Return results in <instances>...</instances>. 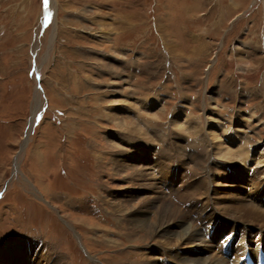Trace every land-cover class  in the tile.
Instances as JSON below:
<instances>
[{"label":"rangeland","instance_id":"1","mask_svg":"<svg viewBox=\"0 0 264 264\" xmlns=\"http://www.w3.org/2000/svg\"><path fill=\"white\" fill-rule=\"evenodd\" d=\"M187 116L264 148V0H0V264L166 261L159 215L141 209L170 143L174 185L205 176L199 153L218 210L249 199L236 167L264 187V163L215 154L171 122ZM212 228L223 238L208 255H221L234 231L225 218ZM20 244L24 262L5 260Z\"/></svg>","mask_w":264,"mask_h":264},{"label":"bare ground","instance_id":"2","mask_svg":"<svg viewBox=\"0 0 264 264\" xmlns=\"http://www.w3.org/2000/svg\"><path fill=\"white\" fill-rule=\"evenodd\" d=\"M116 116V114L112 113V117L116 120L120 131L133 133L129 126L124 124L123 121L119 120ZM190 117L191 116H187L185 119H182L183 117H178L171 120V122L174 126L179 127L183 131H193V133H197L199 139L203 140L205 143L209 141V145H211L212 149L216 151L215 154L225 157V159H230L233 162H242L246 165L251 162L257 165L264 163L263 147H255L256 150L258 149L259 155H257L258 153H251V145H249L248 141L243 142V140L237 139L239 137L233 135L232 130H223V132H220L218 129H210L208 132L201 129L200 125L194 121L195 119L192 120ZM139 130L140 132L142 131L141 128H139ZM144 134L147 133L144 132ZM154 134L156 136V133ZM235 136L237 138H235ZM143 147L144 149L141 150H143V153L146 155L143 154L140 155V157L144 158L145 156L148 159L149 156L147 157V151H149V149H147V145H144ZM169 149L170 151L167 155L161 154L160 156L163 161L167 160L168 162H165L164 164L162 163L161 169H159V172L161 173L158 178L159 183H156L154 180L151 182V179L148 180L145 176L142 178V180H148L145 182V187L142 188L145 193H148V195L142 204L143 208L141 209V212L144 210L159 215L156 225L160 226L157 232L162 238L163 245L156 246L155 244V246L158 248V252L164 256L166 260L160 263L159 261H150V259L147 260L145 264H245L247 256L251 259L252 257L256 258L255 260L259 264V252L260 250H264V210L262 209L264 206V187H262L263 182H258L256 179V173L254 178L250 179L248 176H241V168L236 167L235 169L238 172L231 176V180L234 182V186L235 184H238L237 182L243 184L247 183V185L250 186L249 190H251V194L249 199H244L243 197L230 198L228 199L229 204H226L221 210H218L215 206V203L218 202H213L210 195V184L213 182L215 183V181L214 177L209 174L210 170L208 171V169H206L208 165L206 164L207 160L205 157L197 153L194 155L192 161L196 166L199 165L200 167L205 168V176L199 177L197 176L198 174H187L188 176L185 179L187 184L177 187V185H174V178H172L170 172L171 167L175 164L174 159L177 157V155L175 153L172 154V152L179 151H177L178 148H176L174 143H170ZM133 157H135V155L131 156V158ZM178 158H180V156ZM180 160L182 161V159ZM180 160H178L179 163L181 162ZM170 161H172V163L171 165H168L170 164ZM125 165L126 163L123 160L116 161V167L118 169H122ZM256 172H258V170ZM139 175L144 174L140 172ZM254 185L257 187L254 188ZM247 188L248 187L246 186V189ZM240 193H243V191ZM172 194L182 202L184 211L169 197ZM144 216L146 215L143 214L141 217L137 216V218H133L130 222L132 227H142L144 229L148 226L149 223L146 219L147 216ZM224 218L227 220L230 229L234 232L230 235L228 240L223 241L225 247L221 250V255L212 253L210 256L208 255V251H212L214 246H217L219 239L222 240L223 238L217 237V235L214 234L212 226L221 222ZM181 244L189 245L190 247L195 246V249L180 253L176 249L177 246H180ZM27 245L28 244H26V248H24L23 244H20L15 248L12 247L8 253L3 254L4 259L9 260L12 258L19 263L22 262L28 254L27 250L29 249L27 248ZM233 245L239 246H237L238 248L236 249L234 248V257L232 250Z\"/></svg>","mask_w":264,"mask_h":264},{"label":"snow or ice","instance_id":"3","mask_svg":"<svg viewBox=\"0 0 264 264\" xmlns=\"http://www.w3.org/2000/svg\"><path fill=\"white\" fill-rule=\"evenodd\" d=\"M44 5H45V9H47V6H48V0H44ZM48 15H50V13H48ZM46 20H47V16H46Z\"/></svg>","mask_w":264,"mask_h":264}]
</instances>
